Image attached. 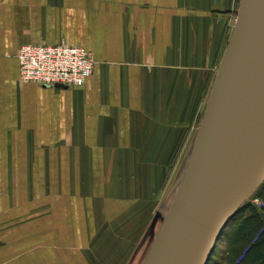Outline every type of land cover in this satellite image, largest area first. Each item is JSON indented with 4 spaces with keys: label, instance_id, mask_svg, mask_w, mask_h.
Masks as SVG:
<instances>
[{
    "label": "crops",
    "instance_id": "0c3cea01",
    "mask_svg": "<svg viewBox=\"0 0 264 264\" xmlns=\"http://www.w3.org/2000/svg\"><path fill=\"white\" fill-rule=\"evenodd\" d=\"M229 4L0 0V264H80L160 207ZM33 41L85 46L93 72L76 87L20 81Z\"/></svg>",
    "mask_w": 264,
    "mask_h": 264
},
{
    "label": "water",
    "instance_id": "95a60500",
    "mask_svg": "<svg viewBox=\"0 0 264 264\" xmlns=\"http://www.w3.org/2000/svg\"><path fill=\"white\" fill-rule=\"evenodd\" d=\"M184 179L146 264H206L264 179V0L240 1Z\"/></svg>",
    "mask_w": 264,
    "mask_h": 264
},
{
    "label": "rangeland",
    "instance_id": "374dc122",
    "mask_svg": "<svg viewBox=\"0 0 264 264\" xmlns=\"http://www.w3.org/2000/svg\"><path fill=\"white\" fill-rule=\"evenodd\" d=\"M241 0H230V4L227 10V25L223 40L219 47L217 56L211 67L205 91L202 96L201 105L192 118L189 129L185 134L184 142L178 147L175 161L172 162L168 171L163 178L162 189L160 192V207L153 208L149 212V216L142 225L127 226L122 236L126 235L127 240L107 241L101 249L97 250L96 245H101L100 240H95L91 245V250L87 249L90 255L80 258V264H146L151 254V250L154 247L161 229L163 228L169 214L177 203L182 187L185 182V169L189 158V152L192 149V144L197 131L199 130L205 112L208 107V103L211 97V93L216 82V78L219 72L220 64L223 55L230 43L234 28L237 22L239 8ZM264 191V179L262 182L247 196L243 203L246 201L252 202L258 206L261 202V193ZM242 203V204H243ZM241 204V205H242ZM238 209L228 221L231 223L238 216ZM228 225V223H227ZM108 227V226H107ZM227 227V226H226ZM223 229L221 236L216 241L206 264H229L225 260L224 253V232ZM119 233L112 234L114 237ZM105 250V251H104ZM93 253L95 255H93ZM107 253V254H106Z\"/></svg>",
    "mask_w": 264,
    "mask_h": 264
},
{
    "label": "built area",
    "instance_id": "2783aa9c",
    "mask_svg": "<svg viewBox=\"0 0 264 264\" xmlns=\"http://www.w3.org/2000/svg\"><path fill=\"white\" fill-rule=\"evenodd\" d=\"M19 80L43 87H76L93 72L95 56L81 44L33 41L17 51Z\"/></svg>",
    "mask_w": 264,
    "mask_h": 264
},
{
    "label": "trees",
    "instance_id": "16d2710c",
    "mask_svg": "<svg viewBox=\"0 0 264 264\" xmlns=\"http://www.w3.org/2000/svg\"><path fill=\"white\" fill-rule=\"evenodd\" d=\"M238 212L223 233L225 260L229 264H264V191L258 206L246 201Z\"/></svg>",
    "mask_w": 264,
    "mask_h": 264
},
{
    "label": "bare ground",
    "instance_id": "6f19581e",
    "mask_svg": "<svg viewBox=\"0 0 264 264\" xmlns=\"http://www.w3.org/2000/svg\"><path fill=\"white\" fill-rule=\"evenodd\" d=\"M236 26V25H235ZM235 29V28H234ZM191 151V150H190ZM190 154V153H189Z\"/></svg>",
    "mask_w": 264,
    "mask_h": 264
}]
</instances>
